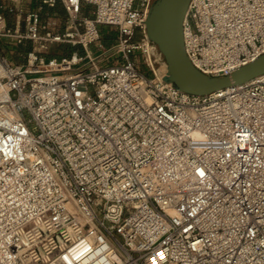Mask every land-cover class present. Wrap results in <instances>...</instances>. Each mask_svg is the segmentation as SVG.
<instances>
[{
	"label": "built area",
	"instance_id": "2783aa9c",
	"mask_svg": "<svg viewBox=\"0 0 264 264\" xmlns=\"http://www.w3.org/2000/svg\"><path fill=\"white\" fill-rule=\"evenodd\" d=\"M25 1L0 7V42L32 47L0 56V264H264V75L191 95L154 60L155 0H36L11 26ZM57 4L62 32L40 13ZM183 35L229 76L264 54V0H191Z\"/></svg>",
	"mask_w": 264,
	"mask_h": 264
},
{
	"label": "water",
	"instance_id": "95a60500",
	"mask_svg": "<svg viewBox=\"0 0 264 264\" xmlns=\"http://www.w3.org/2000/svg\"><path fill=\"white\" fill-rule=\"evenodd\" d=\"M191 0H155L146 28L149 40L164 57V81L185 93L206 96L245 84L264 75V54L229 76H208L189 60L184 45L183 24Z\"/></svg>",
	"mask_w": 264,
	"mask_h": 264
},
{
	"label": "rangeland",
	"instance_id": "374dc122",
	"mask_svg": "<svg viewBox=\"0 0 264 264\" xmlns=\"http://www.w3.org/2000/svg\"><path fill=\"white\" fill-rule=\"evenodd\" d=\"M37 4V6L35 7V9H39L40 7V3L35 2ZM43 8L41 9L40 13L42 15V18L44 20V22L50 24V26L55 27L57 29V31L62 32L64 31V26H65V10L63 8V6L61 4H57L54 8H51L49 6H42ZM0 13H3L2 9H0ZM24 13L22 12H17L15 14H10L8 12H4V15L6 16V19L8 21V23L13 26V24L15 23V17L16 15H22L24 17ZM106 33H104L101 36L102 42L104 44V46L107 49H110L113 47V45L115 44L116 41V36L117 33L115 30H109L106 29L105 30ZM155 46V45H154ZM157 48V47H156ZM75 49L68 46V45H54L51 46L45 54H43L44 56H46L47 58H58V59H62L65 57H69L71 55L72 52H74ZM96 55H101V54H96ZM103 64L104 65H111V64H120L123 60L120 54H108L107 58H103ZM140 62V70L147 76H152L153 74L151 73V71L142 63L141 60H138ZM162 70L164 71V74L166 73V67H162Z\"/></svg>",
	"mask_w": 264,
	"mask_h": 264
},
{
	"label": "crops",
	"instance_id": "0c3cea01",
	"mask_svg": "<svg viewBox=\"0 0 264 264\" xmlns=\"http://www.w3.org/2000/svg\"><path fill=\"white\" fill-rule=\"evenodd\" d=\"M35 2L37 1L36 0H26L18 12H22V13L25 12V14H27L31 11L36 10L35 7L37 6V4ZM10 4H11V0H0V7L7 6ZM64 16L66 18V13H64ZM14 25L15 23L13 24V26ZM19 28L24 30L25 23H22L19 26ZM31 49L32 47L30 43H26L25 45H16L8 39H5L0 42V56L7 58L14 65H19V66L24 65L26 63L27 53ZM154 60L157 63V65L158 64L160 65V67L165 62L164 57L162 56L158 48L154 49Z\"/></svg>",
	"mask_w": 264,
	"mask_h": 264
},
{
	"label": "bare ground",
	"instance_id": "6f19581e",
	"mask_svg": "<svg viewBox=\"0 0 264 264\" xmlns=\"http://www.w3.org/2000/svg\"><path fill=\"white\" fill-rule=\"evenodd\" d=\"M162 67H166V64L164 66H162ZM166 69H167V67H166Z\"/></svg>",
	"mask_w": 264,
	"mask_h": 264
}]
</instances>
